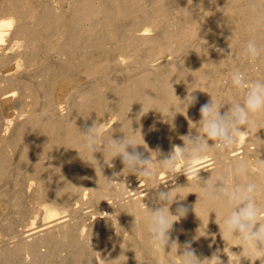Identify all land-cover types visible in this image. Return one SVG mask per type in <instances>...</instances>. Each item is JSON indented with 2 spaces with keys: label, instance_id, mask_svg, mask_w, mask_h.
Segmentation results:
<instances>
[{
  "label": "bare ground",
  "instance_id": "bare-ground-1",
  "mask_svg": "<svg viewBox=\"0 0 264 264\" xmlns=\"http://www.w3.org/2000/svg\"><path fill=\"white\" fill-rule=\"evenodd\" d=\"M250 41L261 49L255 59ZM236 69L264 80V0H0V264H181L186 243L198 259L218 253L228 264L242 251L223 234L231 207L226 197L202 200L192 173L204 182L247 160L248 175L228 183L260 186L264 222V114L223 157L210 152L175 172L158 160L183 147L182 136L203 134L200 109L211 99L221 115L243 103ZM164 104L174 110H156ZM92 127L93 154L84 148ZM125 134L156 162L155 181L128 173L111 148L104 156L105 142ZM187 184L175 191L192 193L169 208L187 209L170 230L181 247L163 252L151 210L159 192Z\"/></svg>",
  "mask_w": 264,
  "mask_h": 264
},
{
  "label": "clouds",
  "instance_id": "clouds-1",
  "mask_svg": "<svg viewBox=\"0 0 264 264\" xmlns=\"http://www.w3.org/2000/svg\"><path fill=\"white\" fill-rule=\"evenodd\" d=\"M245 52L249 58L255 59L260 56L261 49L255 42L250 41L246 46ZM231 80L237 88H244L243 103H232L228 111L221 115L220 110L224 105L214 103L211 99L210 103L200 109L201 119L198 127H200L203 134L193 136L189 133L182 136L183 147H174L168 158L158 160L159 168L175 172L181 162L190 166L203 155L210 152L218 153L223 157L224 153L238 144L243 131L241 126H245L249 131L256 126V120L253 119V115L264 114V80L246 81L244 74L239 69L232 71ZM195 100V96L190 94L182 101H185L187 107H189L195 103ZM156 110L162 113V111L171 112L174 109L172 106L164 104L161 109ZM84 134L85 150L91 151L92 154L100 151L98 150L99 133L97 129L92 127ZM209 141L214 143L210 145ZM137 145L139 144L126 134L119 141L111 138L110 141L105 142L103 148L104 156L107 155L109 148H111L113 158L120 156L124 169H127L128 173L155 181L159 171L157 164L152 160V157L145 159L142 153L136 152ZM130 146L133 149L131 153L127 151ZM248 172L247 160L241 159L232 162L219 174L214 177L210 176L204 182H201L198 174L192 173L196 177V187L199 188L202 200L215 202L220 200L221 197H226L224 206L231 207L229 214L222 219L223 234L228 239H238L240 242L239 247L242 251L239 254L230 251L234 259H230L227 255L228 264H241L242 257L252 262L260 260L261 264H264V222H260L258 219L259 207L256 201L260 186L252 181L243 184L228 183L232 177L247 176ZM188 186V184L182 187L177 186L171 191H161L157 194L161 206L155 211L151 210L150 232L152 240L156 242L158 248L163 252H165L166 246L172 248L175 245L177 254L178 249L181 247L174 240L170 243V230L174 222L186 214L187 209L180 205L174 215L169 208L173 202L177 201V198L183 201L188 194L192 193L190 192L186 196L181 197L180 193L175 191V189ZM178 256L181 259V264H223L218 253H214L210 259H198L191 249L190 243H186L183 246V254Z\"/></svg>",
  "mask_w": 264,
  "mask_h": 264
},
{
  "label": "rangeland",
  "instance_id": "rangeland-1",
  "mask_svg": "<svg viewBox=\"0 0 264 264\" xmlns=\"http://www.w3.org/2000/svg\"><path fill=\"white\" fill-rule=\"evenodd\" d=\"M80 78H81V81H82V82L86 81V76L82 75V76H80ZM61 110H62V109H61ZM61 110H60V111H61ZM110 122H111V124H112V119L108 120V122H107V124H106V127H110V126H111ZM13 173H14V172H13ZM15 175H16V174H13L14 177H15Z\"/></svg>",
  "mask_w": 264,
  "mask_h": 264
}]
</instances>
